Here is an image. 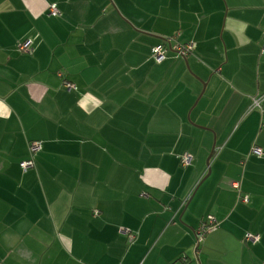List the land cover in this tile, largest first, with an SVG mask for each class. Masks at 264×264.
I'll return each mask as SVG.
<instances>
[{
    "label": "crops",
    "instance_id": "obj_1",
    "mask_svg": "<svg viewBox=\"0 0 264 264\" xmlns=\"http://www.w3.org/2000/svg\"><path fill=\"white\" fill-rule=\"evenodd\" d=\"M263 46L264 0H0V264H264Z\"/></svg>",
    "mask_w": 264,
    "mask_h": 264
},
{
    "label": "built area",
    "instance_id": "obj_2",
    "mask_svg": "<svg viewBox=\"0 0 264 264\" xmlns=\"http://www.w3.org/2000/svg\"><path fill=\"white\" fill-rule=\"evenodd\" d=\"M50 14L53 16H57L60 14L58 7L56 4H52L50 7ZM174 37H167L164 41V43L159 44L155 46L152 50V57L156 62H162L167 57V52L171 48H173L179 55L186 56L189 54L195 47V44L193 41L184 43V44H178L176 46L171 45V41ZM20 50L28 51L31 49V42L25 41L19 46ZM262 52H264V46L262 48ZM69 89H76V86L70 82H66L65 84ZM253 106L254 108H258L263 114H264V105L261 103L260 98H253ZM42 148V142L35 140L31 141L29 143V149H30V157L26 160H23L20 162V165L24 171H27L31 168H34L36 166L35 163V156L36 154L41 150ZM253 152L260 155L261 150L258 147L253 148ZM193 156L190 153H185L181 156V165L183 167H187L192 164ZM233 186L238 188L239 185L234 182ZM243 200L245 202H249V197L246 195L243 197ZM220 225V222L213 216L208 215L205 219L202 220L199 228L196 231V246L199 248L201 243L204 241L205 235L207 232H209L211 229L217 227ZM125 233L128 235L130 241H134L136 238V233L132 230L125 229ZM246 243H258L260 240V236L253 233H247L245 237Z\"/></svg>",
    "mask_w": 264,
    "mask_h": 264
},
{
    "label": "water",
    "instance_id": "obj_3",
    "mask_svg": "<svg viewBox=\"0 0 264 264\" xmlns=\"http://www.w3.org/2000/svg\"><path fill=\"white\" fill-rule=\"evenodd\" d=\"M204 88H205V83H204ZM214 151H215V145H214L210 155L207 158V165H208L209 169H208V174L203 178V180L206 179V177H208L210 172H211L210 163H211V159H212V157L214 155Z\"/></svg>",
    "mask_w": 264,
    "mask_h": 264
},
{
    "label": "rangeland",
    "instance_id": "obj_4",
    "mask_svg": "<svg viewBox=\"0 0 264 264\" xmlns=\"http://www.w3.org/2000/svg\"><path fill=\"white\" fill-rule=\"evenodd\" d=\"M165 41V40H164ZM207 158H208V156H207ZM207 158H206V162H207Z\"/></svg>",
    "mask_w": 264,
    "mask_h": 264
},
{
    "label": "trees",
    "instance_id": "obj_5",
    "mask_svg": "<svg viewBox=\"0 0 264 264\" xmlns=\"http://www.w3.org/2000/svg\"><path fill=\"white\" fill-rule=\"evenodd\" d=\"M162 43H164V42H162ZM162 43H161V44H162Z\"/></svg>",
    "mask_w": 264,
    "mask_h": 264
}]
</instances>
